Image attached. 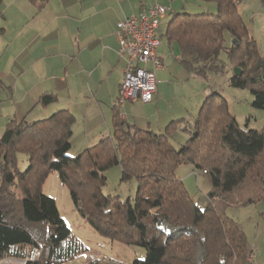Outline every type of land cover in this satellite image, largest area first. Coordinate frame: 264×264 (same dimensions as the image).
Listing matches in <instances>:
<instances>
[{
  "label": "trees",
  "instance_id": "obj_1",
  "mask_svg": "<svg viewBox=\"0 0 264 264\" xmlns=\"http://www.w3.org/2000/svg\"><path fill=\"white\" fill-rule=\"evenodd\" d=\"M29 1H39L42 9L49 0ZM203 1L215 3L217 12L173 13L164 33L169 47L177 45L180 65L203 80L225 70L220 56L226 53L230 67L241 71L229 86L250 89L253 107L264 110V58L239 9L243 0ZM56 102L45 93L37 105ZM114 119L112 135L76 157L70 154L76 119L69 111L33 122L9 121L0 138V260L69 264L87 253L71 240L56 200L43 192L49 174L56 172L96 232L145 249V259L134 264H255L248 261L243 227L227 209L264 203V125L260 130L241 126L218 91L206 95L195 117L172 121L163 133L140 130L117 111ZM176 131L190 134L179 148L171 141ZM21 154L27 158L24 169ZM185 165L211 177L206 209L192 200L176 174ZM113 167L121 169L122 183L138 181L133 200L103 194L106 172Z\"/></svg>",
  "mask_w": 264,
  "mask_h": 264
},
{
  "label": "rangeland",
  "instance_id": "obj_2",
  "mask_svg": "<svg viewBox=\"0 0 264 264\" xmlns=\"http://www.w3.org/2000/svg\"><path fill=\"white\" fill-rule=\"evenodd\" d=\"M7 3L8 0L4 1L3 5L0 7V67L7 66L11 61L16 59V64H14L16 67L13 72H11L9 79L10 82L15 81V83H17L18 91L17 94L14 93L16 105H11L8 101L5 104L3 102V104L7 108H9L8 106H14L16 111L24 112L29 110V108L26 110L23 107L25 103H29V100L25 97L27 88L29 93H35L41 90L44 85L55 81V78H51L53 75H64L66 69V66H61L64 64L65 58L61 54L62 48L60 47V49L56 48L57 51L52 53V55H60L57 59L53 56L52 59L49 58L47 62L36 61L37 57L39 58V51L46 47V45L40 46L39 43L46 44L52 42V44H54V42L59 41V43L65 45L69 43L70 39L64 26L65 22L61 21V19H59V22L56 24L49 26V28H45L47 25L37 28L38 32H36L37 29L33 32V29L41 24L40 20H42V18H37L35 14L26 18L19 25L11 6ZM203 5L204 8L195 6L197 8L192 13L197 14L203 11L210 13L217 12V5L215 3H203ZM239 9L244 16L245 22L251 27L259 47V52L264 58V5L262 4V0H243ZM44 18L46 23L50 24L48 20L51 18ZM169 20L170 15L162 21L163 36H160L161 45L159 46V52L165 58L166 71H164V73H158V80L163 81L166 75L170 87L168 89V82L163 87L165 98L163 102L160 101V105L145 108L139 104L137 105V111H133L134 115L150 116L151 119H147L146 125H148L149 120V122L151 121L152 123L151 127L159 131H164L167 128L165 123L162 124L164 117H170L173 113H177V115L180 116H183L185 113L184 117H186V119L195 117L202 107L206 95L218 91L227 99L232 113L236 116L241 126L255 130L263 128L264 110L253 107L252 102L254 97L251 90L248 88H232L229 86V80L235 74V69L230 67L226 53L220 56L221 60L226 64L223 72L211 73L207 80L195 78L187 81L188 74L177 60L179 56L177 45L173 44L169 47L164 37ZM39 29L43 34H39ZM26 34H28L30 39L38 35L37 37L40 41L37 43L39 47L37 46L36 53L33 54L37 57L34 56L27 60L24 59L26 57H24L21 50L17 51L13 47V44L18 42L21 43V39L26 40ZM229 42L230 40L228 39V45L230 44ZM69 51L70 49H67L65 53ZM49 62L50 64L58 65L57 69H55L57 72L51 73V69L45 68L46 64ZM162 83L163 82H161L160 86L163 85ZM8 86L13 87L12 84L7 85V88H9ZM59 95L62 96V92ZM0 96L5 99L7 96H9V98L11 97L7 89H0ZM37 106H33V112L29 114L30 120L41 112V106ZM10 111L11 110L5 112L3 109L2 112H0V125L3 126L7 117L6 115L11 113ZM22 116L18 117L21 118ZM2 134L0 135L2 136ZM189 138L190 134L176 131L171 141L179 148L181 145H184ZM78 148L79 147L76 149ZM79 149L81 150L83 148L80 147ZM70 154L76 157L80 153L75 155L72 151ZM26 160L27 158L24 154L19 156L20 169L26 168ZM176 174L182 179L192 200L199 205L201 209H206L210 204L208 193L212 189L211 177L201 171L195 172L191 166L187 165L179 167ZM198 175H200L199 178L197 177ZM106 177L107 184L103 187V194L105 196H118L122 201L127 199L133 200L135 198L138 190V181L136 179L122 183L121 169L119 167L109 169L106 172ZM43 192L45 195L56 200L61 218L71 230V240L78 241L87 248L86 254L75 258L70 261L69 264H90L92 261L95 262L94 264H134L135 260L145 259L146 251L144 248L137 245H127L117 240L112 241L110 238L96 232L76 210L70 190L61 182L58 173L51 172L49 174L44 184ZM227 215L240 223L247 235L249 243L251 244V246H249L248 261L255 262V264H264V203L243 207H228ZM173 232H175V230H173ZM197 257L198 260L201 259V252H199Z\"/></svg>",
  "mask_w": 264,
  "mask_h": 264
},
{
  "label": "crops",
  "instance_id": "obj_3",
  "mask_svg": "<svg viewBox=\"0 0 264 264\" xmlns=\"http://www.w3.org/2000/svg\"><path fill=\"white\" fill-rule=\"evenodd\" d=\"M4 1L6 0H2V5ZM203 3H205L203 0H49L40 9L39 1L8 0L7 4L11 6L19 25L26 18L35 14L37 18L41 17L42 20H40L41 24L33 29L34 32L37 28L44 25H47L45 28H49V26L56 24L61 19V21L65 22L64 26L70 40L65 45L59 43V41L54 42V44L52 42L43 44L39 41L38 35L30 39L28 34H26V40L21 39V43L13 44L15 50L22 51V54L26 57L24 58L25 60L36 56L33 54L36 53L39 45H46L44 49L39 51V58L36 56V61L38 62H47L53 56L57 59L60 55H52V53L57 51L56 48L60 47L62 48L61 54L65 58V62L61 66H66V69L64 75H53L51 78H55V81L44 85L41 90L35 93H29L26 87L27 94L25 97L29 100V103H25L23 107L26 110L29 108V110L22 112L16 111L14 106H8L9 108L4 106L7 101L11 105H16L14 93L17 94L18 85L15 81L10 82L9 79L11 72L16 67L14 65L16 64V59L11 61L9 65L0 67V80L5 87L2 90H9L11 95L10 98L7 96L6 99L0 96V103H2L0 104V112L3 109L5 112L11 110V113L6 115L3 126L0 125L2 126L0 127V134L6 129L11 119L22 120L26 118L28 121L33 122L48 118V116L60 110L69 111L76 119L71 139V152L73 151L75 155L93 147L102 138L112 135L116 111L120 113L122 121L140 130L163 133L165 130L159 131L151 127L150 116L134 115L133 111H137V105L139 104L148 108L160 105V101L163 102L165 98L163 87L167 82L168 89L170 87L166 75L163 81L158 80V73L166 71L165 58L158 49L157 54L163 67L155 71L157 91L153 101L151 103L127 101L119 107L117 102L124 79L123 69L125 63L117 53L119 50V41L116 36L117 26L126 17L138 14L141 10L149 9L153 6L162 5L169 7L172 11L168 15L171 17L173 13H192L197 7L204 8ZM44 17L51 18L48 20L50 24L46 23ZM36 32H38V29ZM39 34H43L40 29ZM38 42H40L39 45H37ZM67 49H70V51L65 53ZM57 67V64H50V62L45 66L46 69H51V73L57 72L55 71ZM148 68L152 69V65H148ZM195 78L199 77H190L188 75L187 81ZM9 82L13 87L8 86L9 88H7V85H11ZM161 82H163L162 86H160ZM61 92L62 96L59 95ZM45 93L53 94L57 102L48 107H40L42 110L39 115L30 120L29 114L33 112V106H37L40 97ZM184 116L185 113L183 116L173 113L170 116L171 118L164 117L162 124L165 123V126H168L172 121L186 119ZM147 119H149L148 125H146ZM77 147L83 149H76ZM199 176L197 177L199 178Z\"/></svg>",
  "mask_w": 264,
  "mask_h": 264
},
{
  "label": "built area",
  "instance_id": "obj_4",
  "mask_svg": "<svg viewBox=\"0 0 264 264\" xmlns=\"http://www.w3.org/2000/svg\"><path fill=\"white\" fill-rule=\"evenodd\" d=\"M172 10L157 5L126 17L117 26L118 56L124 61L119 103H151L157 91L155 71L163 67L157 51L162 21ZM152 65V69L148 68ZM206 174V172H204ZM0 264H29L28 259L3 258Z\"/></svg>",
  "mask_w": 264,
  "mask_h": 264
},
{
  "label": "water",
  "instance_id": "obj_5",
  "mask_svg": "<svg viewBox=\"0 0 264 264\" xmlns=\"http://www.w3.org/2000/svg\"><path fill=\"white\" fill-rule=\"evenodd\" d=\"M241 73L240 69H235V75H239Z\"/></svg>",
  "mask_w": 264,
  "mask_h": 264
}]
</instances>
